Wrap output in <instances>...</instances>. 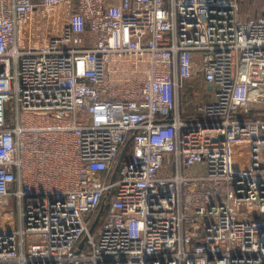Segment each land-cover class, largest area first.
Listing matches in <instances>:
<instances>
[{
	"label": "built area",
	"instance_id": "obj_1",
	"mask_svg": "<svg viewBox=\"0 0 264 264\" xmlns=\"http://www.w3.org/2000/svg\"><path fill=\"white\" fill-rule=\"evenodd\" d=\"M245 5L0 0V264H264Z\"/></svg>",
	"mask_w": 264,
	"mask_h": 264
},
{
	"label": "rangeland",
	"instance_id": "obj_2",
	"mask_svg": "<svg viewBox=\"0 0 264 264\" xmlns=\"http://www.w3.org/2000/svg\"><path fill=\"white\" fill-rule=\"evenodd\" d=\"M245 2H246V5L244 6L243 14L246 17H249V18L250 17H259L261 15H264V11H263L264 2H263V0H245Z\"/></svg>",
	"mask_w": 264,
	"mask_h": 264
},
{
	"label": "water",
	"instance_id": "obj_3",
	"mask_svg": "<svg viewBox=\"0 0 264 264\" xmlns=\"http://www.w3.org/2000/svg\"><path fill=\"white\" fill-rule=\"evenodd\" d=\"M3 71H4V65H0V74L3 73ZM129 148H130V143L128 142V143L126 144V146H125V148H124L122 154H121L120 161H119V163H118V165H117L116 173H115V175L113 176V178L116 177V174H117V172H118V170H119V168H120V165H121V160L123 159L125 153L129 150ZM104 211H105V204L102 205L101 210H100V212H99V214H98V216H97V220H96V222H95L93 228L95 227V225H96V224L99 222V220L101 219V217H102ZM93 228L91 229V231L94 230ZM86 240H87V238L84 239V241H83L81 247H83V245H84V243L86 242Z\"/></svg>",
	"mask_w": 264,
	"mask_h": 264
},
{
	"label": "trees",
	"instance_id": "obj_4",
	"mask_svg": "<svg viewBox=\"0 0 264 264\" xmlns=\"http://www.w3.org/2000/svg\"><path fill=\"white\" fill-rule=\"evenodd\" d=\"M244 117L249 118V119H262V120H264V112H251L250 114H248Z\"/></svg>",
	"mask_w": 264,
	"mask_h": 264
}]
</instances>
